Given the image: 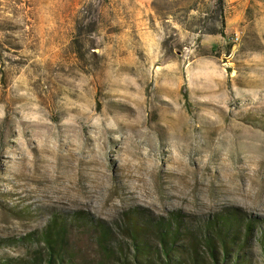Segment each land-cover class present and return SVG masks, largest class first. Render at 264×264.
Instances as JSON below:
<instances>
[{"label": "rangeland", "instance_id": "obj_1", "mask_svg": "<svg viewBox=\"0 0 264 264\" xmlns=\"http://www.w3.org/2000/svg\"><path fill=\"white\" fill-rule=\"evenodd\" d=\"M215 2L0 0V238L52 212L264 218L242 121L264 116V0Z\"/></svg>", "mask_w": 264, "mask_h": 264}, {"label": "trees", "instance_id": "obj_2", "mask_svg": "<svg viewBox=\"0 0 264 264\" xmlns=\"http://www.w3.org/2000/svg\"><path fill=\"white\" fill-rule=\"evenodd\" d=\"M242 121L264 131L261 113ZM9 246L22 253H1L0 264H252L255 256L264 264V218L234 207L206 216L133 207L111 222L52 212L40 229L0 238L1 248Z\"/></svg>", "mask_w": 264, "mask_h": 264}]
</instances>
